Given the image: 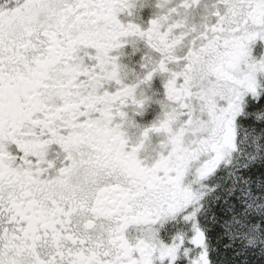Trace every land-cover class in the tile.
<instances>
[{
    "label": "snow or ice",
    "instance_id": "6c2138e0",
    "mask_svg": "<svg viewBox=\"0 0 264 264\" xmlns=\"http://www.w3.org/2000/svg\"><path fill=\"white\" fill-rule=\"evenodd\" d=\"M0 264H264V0H0Z\"/></svg>",
    "mask_w": 264,
    "mask_h": 264
}]
</instances>
